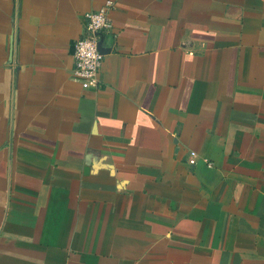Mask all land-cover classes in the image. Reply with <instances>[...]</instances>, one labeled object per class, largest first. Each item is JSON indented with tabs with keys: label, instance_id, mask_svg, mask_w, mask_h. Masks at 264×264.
<instances>
[{
	"label": "crops",
	"instance_id": "obj_1",
	"mask_svg": "<svg viewBox=\"0 0 264 264\" xmlns=\"http://www.w3.org/2000/svg\"><path fill=\"white\" fill-rule=\"evenodd\" d=\"M0 264H264V0H0Z\"/></svg>",
	"mask_w": 264,
	"mask_h": 264
},
{
	"label": "built area",
	"instance_id": "obj_2",
	"mask_svg": "<svg viewBox=\"0 0 264 264\" xmlns=\"http://www.w3.org/2000/svg\"><path fill=\"white\" fill-rule=\"evenodd\" d=\"M111 7V2L105 1L97 9L86 11L84 13L86 18L84 29L81 35L71 43L74 61L72 70L83 88H95L99 84L98 71L102 54L97 49V40L99 33L110 26L108 11ZM189 154L196 155L194 151H190ZM202 159L208 166H211L212 162L207 157Z\"/></svg>",
	"mask_w": 264,
	"mask_h": 264
},
{
	"label": "water",
	"instance_id": "obj_3",
	"mask_svg": "<svg viewBox=\"0 0 264 264\" xmlns=\"http://www.w3.org/2000/svg\"><path fill=\"white\" fill-rule=\"evenodd\" d=\"M97 49L100 52H103L105 47L102 45V32L99 33V38L97 40Z\"/></svg>",
	"mask_w": 264,
	"mask_h": 264
}]
</instances>
